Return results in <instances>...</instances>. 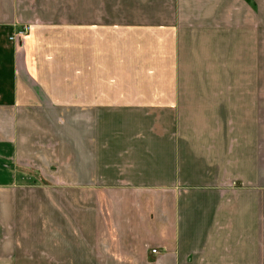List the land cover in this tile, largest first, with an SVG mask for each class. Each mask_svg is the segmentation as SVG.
<instances>
[{
	"label": "crops",
	"instance_id": "0c3cea01",
	"mask_svg": "<svg viewBox=\"0 0 264 264\" xmlns=\"http://www.w3.org/2000/svg\"><path fill=\"white\" fill-rule=\"evenodd\" d=\"M0 264H264V0H0Z\"/></svg>",
	"mask_w": 264,
	"mask_h": 264
},
{
	"label": "built area",
	"instance_id": "2783aa9c",
	"mask_svg": "<svg viewBox=\"0 0 264 264\" xmlns=\"http://www.w3.org/2000/svg\"><path fill=\"white\" fill-rule=\"evenodd\" d=\"M28 30V26H24L22 30L18 31L17 36H22L26 31ZM152 252H155V249L151 250Z\"/></svg>",
	"mask_w": 264,
	"mask_h": 264
},
{
	"label": "rangeland",
	"instance_id": "374dc122",
	"mask_svg": "<svg viewBox=\"0 0 264 264\" xmlns=\"http://www.w3.org/2000/svg\"><path fill=\"white\" fill-rule=\"evenodd\" d=\"M17 36V35H16ZM15 37L14 36H10V40L14 39Z\"/></svg>",
	"mask_w": 264,
	"mask_h": 264
}]
</instances>
